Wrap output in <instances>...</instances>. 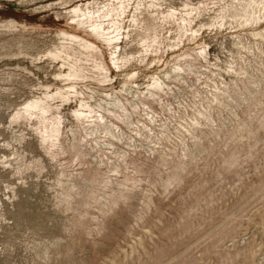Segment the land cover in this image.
Segmentation results:
<instances>
[{
  "label": "rangeland",
  "instance_id": "374dc122",
  "mask_svg": "<svg viewBox=\"0 0 264 264\" xmlns=\"http://www.w3.org/2000/svg\"><path fill=\"white\" fill-rule=\"evenodd\" d=\"M0 264H264V0H0Z\"/></svg>",
  "mask_w": 264,
  "mask_h": 264
}]
</instances>
